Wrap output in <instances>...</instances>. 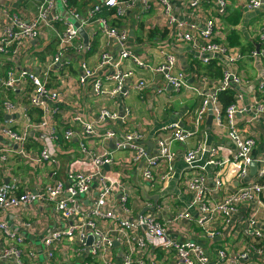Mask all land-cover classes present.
<instances>
[{"label":"built area","instance_id":"1","mask_svg":"<svg viewBox=\"0 0 264 264\" xmlns=\"http://www.w3.org/2000/svg\"><path fill=\"white\" fill-rule=\"evenodd\" d=\"M57 1L64 8H69L68 0H43L36 15L32 19H24L15 14L5 12L4 30L0 35V53L10 54L28 40L39 38L41 26L49 22L48 18L56 7ZM202 0H193L191 6H199ZM246 9L258 10L264 0H244ZM146 11L155 10L159 16H164L159 22L155 14L151 21L153 25L162 27H174V40L180 43H189L196 50L200 59L209 64L220 58L223 75L219 82L210 92H203L196 84H189L187 74L178 69V56L166 49L163 51V59L158 64H152L139 57L134 51L127 47L129 42V31L125 25H111L106 19L100 18L102 24L101 34L106 37V47L100 53L99 67L111 66L113 72L106 78H95L93 81V92L97 97L108 96L115 99L116 96L125 95V84L134 70L126 67L127 61L137 68L151 70L161 75L164 81L175 91L191 89L202 96L201 104L196 108L195 121L192 129L182 128L178 122H171L165 127L167 135L157 140V151L150 152L145 141V133L142 129H134L121 135L115 128L104 131L97 129L98 124L110 122L115 124L124 119L115 110L101 107L92 120L87 121L80 115H73L67 119L66 129L63 137L71 140L77 135L74 123L82 127V137H96L102 140L100 148L89 147L81 142V152L90 159V168L72 167L65 173L64 178L57 177L58 171L53 172L56 179L47 185L36 189H25L21 191V182L14 179L9 182L0 183V216L11 207H22L27 204L44 202L54 204L55 210L65 218L71 219L68 226L55 230L43 239L42 252L50 264L55 250L68 238H74L77 246L76 252L81 255L83 263L88 254L92 258L103 256L110 250L115 249V244L123 248L122 264H167V260L175 258V264H210V259L205 249L196 241L191 239L174 240L169 237L165 223L160 221L159 216L153 212L143 213L132 217L127 203L129 200V188L126 182L112 176L105 168L114 165V150H132L134 162L141 165V181L146 185L145 193L156 190L157 181L167 179V176L157 177L161 163H166L169 174L174 168L176 152L172 149L173 142L185 144L187 140L200 131V124L209 112H212L213 121L220 129L227 132L235 145L234 162L236 167L232 173L238 177L245 178L250 174L252 162H257V173L255 180L228 192L223 179L215 177L214 189L208 183V176L204 171H199L188 181V188L192 194V201L199 208L200 216L198 224L205 228V233L210 238L221 236L219 229H211L210 225L218 216H224L225 225L231 223L232 213L237 211L239 205L259 204L254 212L258 215L260 208L264 205V154L255 155L256 137L252 131L243 132L238 129L236 120L238 115L249 113L251 108L240 103L241 94L238 98L223 109L219 95L221 92L234 87H248L252 81L242 77L236 69V64L243 58V54L235 47L220 41L222 38L221 25L213 18L206 19L202 26L195 22L178 19L172 0H141ZM216 12L219 17L227 15L228 0H216ZM136 4V0H100L89 12V17L83 19L79 12L70 8L73 20H81L85 28L88 23L94 22L96 15L103 9L112 12L117 19L125 18L127 12ZM57 38V52L54 58L46 64L40 72L33 69L11 67L0 72V92L13 90L27 93L30 91L26 107L37 109L42 112V118L38 122L27 121L22 127H17L10 114L16 112L15 104L9 98L0 100V137L10 143H0V163L7 164L15 156L42 166L46 162H54L55 153L60 141V135L54 125L55 116L60 112L57 102L62 95L60 89L50 86V74L55 68H61L71 61V51L84 49L81 41L79 28L72 20H68L61 31H55ZM254 39L264 45V26L259 27L253 33ZM117 47L119 53L114 57L111 50ZM252 57L264 63V47L252 51ZM96 75L86 62L81 64V73L78 81L85 85L89 79ZM109 83L108 85H106ZM138 88H144L147 81L140 78L137 81ZM261 93H264V84H260ZM236 96V97H237ZM26 108V109H27ZM255 116L264 117V94L261 95L254 106ZM253 123V120H250ZM47 129L46 136L42 141L39 151L30 147L31 130ZM80 134V135H81ZM112 141L115 149L111 150L108 142ZM221 146L210 148L211 159L209 165L223 167L224 161L217 159ZM205 151V146L199 145L194 150L185 154L188 164H194L198 155ZM96 189V195L91 201L85 203V195ZM223 191L224 195L219 201L209 198L210 191ZM120 195V197H118ZM158 202L155 206L158 207ZM192 215L185 210H173L172 220H190ZM249 228L244 234L252 239L245 248L237 252H229L226 249L219 250V260L216 264H241L248 261L255 253L262 252L261 239L264 237L259 227H264V219L261 222L254 216L248 220ZM29 226V225H28ZM28 246H31L29 248ZM0 264H36L40 253L28 242L24 236L12 230L8 223L0 221ZM33 247V248H32ZM153 251H163L162 258L155 255L154 259H148V254ZM29 261H25L24 257Z\"/></svg>","mask_w":264,"mask_h":264},{"label":"crops","instance_id":"2","mask_svg":"<svg viewBox=\"0 0 264 264\" xmlns=\"http://www.w3.org/2000/svg\"><path fill=\"white\" fill-rule=\"evenodd\" d=\"M100 0H81L76 6L64 8L59 1L49 15V22L41 26L39 38L25 41L20 47L10 54L0 53V72H4L11 67L40 70L48 64L57 52V38L55 31H61L69 18L70 8L79 12L81 17L86 20L90 10ZM193 0H172L174 12L178 19L193 21L202 26L206 19L213 18L221 25L222 38L220 41L237 48L243 58L236 64L237 72L244 78L252 81L248 87H234V101L237 94H241L240 103L251 108L249 113L238 115L236 125L243 132L252 131L256 137L255 155L264 154V117L255 116L254 106L256 100L263 95L260 84H264V63L258 62L252 57V51L258 47H264L261 42L254 39V31L264 26V3L258 10L249 11L246 9L244 0H228L227 15L219 17L216 12V0H202L199 6H191ZM43 0H0V35L4 30L5 12L15 14L24 19H32ZM158 13L150 9L146 11L141 0H136L135 6L130 9L125 18L117 19L112 15V11L103 9L96 15L94 22L85 25L88 32V43L85 38H81L84 49L71 51V61L55 68L50 74V86L61 90L57 105L60 112L55 116L54 125L60 135V141L55 153L54 162H46L42 166L26 161L21 157L15 156L7 164L0 163V183L9 182L15 178L21 182V191L25 189H36L55 181L56 176L53 172L57 170L58 178L62 179L65 173L72 167L90 168V159L80 150L81 142H85L89 147L100 148L103 146L102 140L96 137H82V127L79 123H74L73 127L77 130V135L71 140L63 137L67 123L65 119L80 115L87 121L93 119L97 111L105 106L119 113L124 119L118 120L115 124L110 122L100 123L97 126L99 131L108 128H115L121 135L134 129H142L145 133V143L150 152L155 153L158 149L157 140L167 134L165 127L171 122H178L182 128L192 129L194 126L196 108L202 102V96L191 89L175 91L167 84L163 77L151 70L137 68L134 64L127 61L126 67L134 70L133 76L125 84V95L116 96L110 99L108 96L97 97L93 92V81L95 78H106L112 72L111 66L99 67L100 53L106 47L107 39L101 34L102 24L99 19H106L111 25H125L129 31V42L127 47L134 51L139 57L158 64L163 59V51L175 53L178 56V69L187 74L189 84L196 86L203 92H210L219 82L223 75L222 67L219 64L220 58L205 64L201 61L198 53L189 43L175 42L174 27H162L152 24V17ZM69 17V18H68ZM162 22L164 16H157ZM91 30V31H90ZM114 57H117L119 49L114 47L111 50ZM86 62L92 69L96 70L93 79H89L85 85L78 81L81 73V64ZM220 70V74H219ZM143 78L147 81L144 88L137 87V81ZM107 83L106 85H108ZM29 92H13L4 90L0 92V100L9 98L15 104L16 112L10 114L11 119L17 127H22L27 121L38 122L42 118V112L37 109L26 107ZM237 96V97H236ZM220 98V95H219ZM221 101V99H220ZM232 102V103H233ZM223 109L227 106L221 101ZM27 108V109H26ZM210 113V112H209ZM209 113L202 120L198 134L189 138L185 144L173 142L172 149L177 156L173 170L167 174L166 163H161L157 177L167 176V179L157 181L156 190L145 193L146 185L141 181V168L133 160L132 150H114L112 141L108 142L109 148L114 150V165L107 169L109 173L126 182L129 188V200L127 207L132 217H137L141 212L156 213L160 221L165 223L168 235L174 240L191 239L198 242L206 251L210 264H216L219 260V250L226 249L229 252H237L245 248L246 244L252 239L244 234L249 228L248 220L251 216L259 222L264 219V205L260 208L259 214L255 215L254 210L260 207L259 204H241L237 211L232 213L231 223L225 225L224 216L220 215L211 223V229H219L221 236L210 238L205 233L197 219L200 216L199 208L192 201V194L188 188L189 179L199 171H204L208 176V183L214 189L213 180L221 176L226 186V190L231 192L248 182L255 180V173L245 178L238 177L232 173L236 167L234 162L235 145L227 135V132L209 120ZM253 120V123H250ZM47 129L31 130L30 147L39 151L42 141L46 136ZM81 134V135H80ZM0 143L9 144L10 142L0 137ZM199 145L205 146V151L198 155L194 164H188L185 154L189 150L196 149ZM221 146L218 151L217 159L224 161L223 167L209 165L211 159L210 148ZM258 168V166H257ZM251 169V168H250ZM96 189L85 195V203L91 201L96 195ZM223 191H210L209 198L216 201L221 200ZM160 196L158 207L154 210L147 209L154 205V200L148 196ZM120 197V195H118ZM264 202V198H263ZM185 210L190 212V220H172L173 210ZM8 223L9 227L21 233L26 242L35 246L40 253L36 264H46L43 249V239L55 230L62 229L72 223L71 219L65 218L60 212L55 210L54 204L36 202L22 207H11L1 214L0 221ZM29 225V226H28ZM264 234V227H259ZM27 245V243H26ZM262 252L255 253L248 261L241 264H264V237L261 239ZM28 246V245H27ZM31 248V246H28ZM2 244L0 245V250ZM33 248V247H32ZM77 246L74 238H68L60 244L54 252V257L50 264H82L81 255L76 252ZM163 251L148 254V259H154L155 255L162 258ZM123 248L115 244V249L108 251L101 257L92 258L86 255V261L90 264H122ZM25 261L29 259L25 256ZM172 255L167 260V264H175ZM10 264H13L11 261ZM31 264H33L31 262Z\"/></svg>","mask_w":264,"mask_h":264},{"label":"water","instance_id":"3","mask_svg":"<svg viewBox=\"0 0 264 264\" xmlns=\"http://www.w3.org/2000/svg\"><path fill=\"white\" fill-rule=\"evenodd\" d=\"M68 18H69V17H68ZM69 19L72 20V21L75 23V26L79 28V32H80L81 36H82L83 38H85V39H84V40H85V43H88V32H89V31H87V30L81 25V20H82V18H81L80 20H73L72 18H69ZM90 31H91V30H90ZM258 49H259V47H258ZM209 120H210V121L213 120L212 112L209 113ZM105 168H106V169H109V165H105ZM256 169H257V162L254 160V161L252 162V164H251V174H252V175L255 173ZM148 198L154 200V205H153V206H150V207H148V208H146V210H147V209L154 210V208H155V206H156V204H157V202H158L160 196H159L158 194H156V195L148 196ZM143 213H144V211L141 212L140 215H142Z\"/></svg>","mask_w":264,"mask_h":264},{"label":"trees","instance_id":"4","mask_svg":"<svg viewBox=\"0 0 264 264\" xmlns=\"http://www.w3.org/2000/svg\"><path fill=\"white\" fill-rule=\"evenodd\" d=\"M80 1L81 0H68V6H76L80 4ZM219 74H220V70H219ZM234 94H235L234 88H230L220 93V99L225 106L229 105L234 101Z\"/></svg>","mask_w":264,"mask_h":264}]
</instances>
